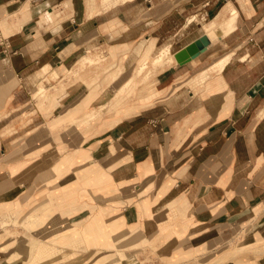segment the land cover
I'll list each match as a JSON object with an SVG mask.
<instances>
[{
	"label": "crops",
	"instance_id": "0c3cea01",
	"mask_svg": "<svg viewBox=\"0 0 264 264\" xmlns=\"http://www.w3.org/2000/svg\"><path fill=\"white\" fill-rule=\"evenodd\" d=\"M87 1L0 0V212L65 237V251L71 237L94 249L151 241L166 256L226 254L232 240L244 249L222 264H264V0ZM229 7L218 47L157 66L145 107L86 123L80 86L49 94L53 70L89 46L143 40L173 54Z\"/></svg>",
	"mask_w": 264,
	"mask_h": 264
},
{
	"label": "rangeland",
	"instance_id": "374dc122",
	"mask_svg": "<svg viewBox=\"0 0 264 264\" xmlns=\"http://www.w3.org/2000/svg\"><path fill=\"white\" fill-rule=\"evenodd\" d=\"M125 1L128 0H115L106 5L102 0H88L87 9L90 10L92 4L96 6L100 2L101 10H104ZM171 25L174 27L173 23ZM204 33L214 46L213 49L217 48L221 41L218 32ZM133 45L123 46L121 49L105 44L98 47L89 46L67 66V69L61 70V74L59 71L50 85L52 87L55 85L56 90L62 89L63 86V89L66 88L65 91L80 86L75 95L88 98L81 111H85L86 108L87 112L91 110L89 114L86 112L89 117V120L85 119L86 123L97 119L102 112L106 115L118 113L127 105H132L136 109L145 107L151 102L150 99L155 97L153 88L156 67L168 64L174 57L170 46L161 49L162 44L154 46L153 42L145 46L143 40ZM116 74L120 76L113 80ZM42 84L40 82L38 86ZM46 88L45 86L44 89ZM85 88L87 92H83ZM39 94H42L37 95L39 98L46 99L42 91ZM0 213V223L3 224H0V264H60L62 261H66L67 264H222L227 258L235 257L244 249L242 247L237 251L238 242L231 240L224 247L230 249L226 254H217L221 250V247H217L210 251L203 249L196 254L185 252L166 256L159 251L157 244L151 241L130 244L118 238L117 243L111 242L110 247L101 245L94 249L84 245L87 243L86 240L84 242L71 237L69 242L72 243L70 246L72 250L65 251V247L63 248L65 246L63 244H67L66 240L63 242L65 237L36 235L35 223L29 216L27 220L20 221L16 219V212L5 210ZM56 228L59 231L56 232ZM61 229V225H57L49 231L58 233ZM40 249L42 252H39Z\"/></svg>",
	"mask_w": 264,
	"mask_h": 264
},
{
	"label": "bare ground",
	"instance_id": "6f19581e",
	"mask_svg": "<svg viewBox=\"0 0 264 264\" xmlns=\"http://www.w3.org/2000/svg\"><path fill=\"white\" fill-rule=\"evenodd\" d=\"M103 1V3L105 4L106 3V5L107 4H111V3H113L115 0H102ZM194 16V15H193ZM234 16H235V12H234V8L233 7H229V8H224V9H222L219 13H217L215 16H213V17H211V18H209L208 20H206V21H204V24L202 23V24H200L201 25V28H202V30H204V31H209V32H214V31H217L218 32V34H219V37L218 38H221V37H223L226 33H228L230 30H231V28H232V23H233V21H234ZM195 18L194 17H189L187 20H185L186 21V24L187 23H190V22H192L193 20H194ZM195 22V21H194ZM224 24V28H222L221 26ZM206 25V26H205ZM184 26H186V25H184ZM188 26V25H187ZM184 28V27H183ZM169 44V43H168ZM169 45H162V46H160V48L162 49V48H167ZM173 46V45H172ZM211 61H213V60H211ZM225 61H226V57H219L216 61H214L213 63H211L210 65H208L207 67H205V69L203 70V72L199 75V77L197 78V80H198V82L200 83V82H202L205 78H206V76L209 74V72L210 71H218V70H220L221 68H222V66H223V64L225 63ZM95 69V68H94ZM61 70H64V68L62 67L61 68ZM61 70H57V69H54L53 70V77L55 78L56 76H58V73H59V71H61ZM93 72V71H92ZM90 74V73H89ZM96 74V73H95ZM88 75V74H87ZM120 76V74H116L112 79L113 80H117V78ZM197 84V83H196ZM45 85L43 84L42 86H41V91L45 94ZM51 88H53L52 89V92L51 93H49L50 95H51V97L52 98H54V99H56L55 98V96H57L56 94H57V92H58V89L56 90V88H55V85H54V87H51ZM42 95V94H41ZM49 95V96H50ZM45 96H47V94H45ZM48 96V97H49ZM53 99V100H54ZM95 109V108H94ZM88 114H89V112H88ZM86 120H89V117L87 116L86 118H85ZM43 206V205H42ZM42 206H41V208H42ZM39 208H40V206H39ZM40 208V209H41ZM38 210V207H37V209L36 210H33V211H37ZM1 214V213H0ZM7 214H8V216H9V213L7 212ZM29 214V213H28ZM30 214L32 215V212H30ZM6 215V214H5ZM30 215V216H31ZM2 217V216H1ZM10 217V216H9ZM8 217V218H9ZM25 219V218H24ZM1 220V219H0ZM5 220V219H4ZM3 220V221H4ZM25 220H27V219H25ZM11 221V220H10ZM3 223V222H2ZM4 223H6V222H4ZM12 223V222H11ZM1 224V223H0ZM1 225H3V224H1ZM21 226V225H20ZM43 245V244H42ZM58 248V247H57ZM60 248V247H59ZM64 248V247H63ZM237 248V247H236ZM242 249V247H239L238 246V248L236 249L237 251H240ZM58 249H56V251H57ZM68 250V249H67ZM61 251V250H60ZM60 251H59V253H60ZM63 251V250H62ZM39 252H42L41 251V249H40V251ZM50 252V251H49ZM58 252V251H57ZM39 254H41V253H39ZM56 254V253H55ZM61 254H63V252L61 253ZM54 256V255H53ZM58 256H60V254L58 255ZM55 257H57V256H55ZM51 259V258H50Z\"/></svg>",
	"mask_w": 264,
	"mask_h": 264
},
{
	"label": "water",
	"instance_id": "95a60500",
	"mask_svg": "<svg viewBox=\"0 0 264 264\" xmlns=\"http://www.w3.org/2000/svg\"><path fill=\"white\" fill-rule=\"evenodd\" d=\"M210 40L205 33L200 34L197 38L173 52V57L179 64L189 61L191 58L205 51Z\"/></svg>",
	"mask_w": 264,
	"mask_h": 264
}]
</instances>
